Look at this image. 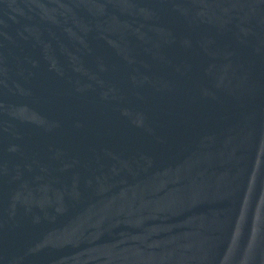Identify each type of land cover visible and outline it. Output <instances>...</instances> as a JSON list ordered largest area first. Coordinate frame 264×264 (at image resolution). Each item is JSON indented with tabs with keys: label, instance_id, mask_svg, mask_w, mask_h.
<instances>
[{
	"label": "water",
	"instance_id": "water-1",
	"mask_svg": "<svg viewBox=\"0 0 264 264\" xmlns=\"http://www.w3.org/2000/svg\"><path fill=\"white\" fill-rule=\"evenodd\" d=\"M0 264H264V0H0Z\"/></svg>",
	"mask_w": 264,
	"mask_h": 264
}]
</instances>
